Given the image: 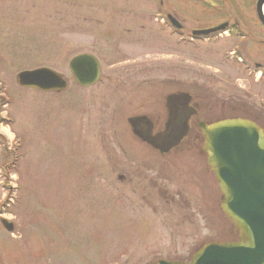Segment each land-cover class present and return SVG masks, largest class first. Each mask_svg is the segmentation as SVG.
<instances>
[{
    "label": "rangeland",
    "instance_id": "rangeland-1",
    "mask_svg": "<svg viewBox=\"0 0 264 264\" xmlns=\"http://www.w3.org/2000/svg\"><path fill=\"white\" fill-rule=\"evenodd\" d=\"M255 2L0 0V264L189 261L209 241L238 237L213 174L207 199L201 188L187 193L166 184L159 164L149 174L157 183L135 173L121 181L114 150L146 149L128 123L136 107L160 106L179 89L220 108L228 82L247 83L222 57L239 33L243 41H264ZM168 13L182 23L180 33ZM226 21L231 28L223 37L190 41L192 30ZM84 52L102 65L101 82L86 88L69 68ZM39 67L66 76L68 89L49 93L18 84L20 72ZM180 191L193 203V221Z\"/></svg>",
    "mask_w": 264,
    "mask_h": 264
},
{
    "label": "flooded vegetation",
    "instance_id": "flooded-vegetation-1",
    "mask_svg": "<svg viewBox=\"0 0 264 264\" xmlns=\"http://www.w3.org/2000/svg\"><path fill=\"white\" fill-rule=\"evenodd\" d=\"M263 48L264 41L235 44L231 50L235 53L234 65L237 71L243 73L247 83L240 82L239 77L228 82L231 91L220 108L217 104L207 102L203 95L189 93L190 96L182 97L185 91L179 89L168 91L161 102H157L160 106L145 108L142 104L136 107L137 112L129 117H133L131 129L149 150H126L123 147L114 150L119 179L127 180L135 173L144 174L150 182L157 183L152 177L156 173L152 171L154 165L159 164L155 167L166 184H179L180 189L187 193L189 189L201 188L204 199H207V194L211 196L213 172L203 149L204 134L201 127L219 119L242 117L264 129V61L260 59ZM161 168H164L163 172ZM130 181L133 179L130 178ZM179 197L180 205L187 212L186 217L193 221L196 215L191 209L193 203L181 191ZM144 199L148 200L147 197Z\"/></svg>",
    "mask_w": 264,
    "mask_h": 264
},
{
    "label": "water",
    "instance_id": "water-1",
    "mask_svg": "<svg viewBox=\"0 0 264 264\" xmlns=\"http://www.w3.org/2000/svg\"><path fill=\"white\" fill-rule=\"evenodd\" d=\"M256 9L264 25V0H257ZM172 21L181 27L176 20ZM226 26L225 23L194 30L193 34L207 35ZM70 69L82 86L93 85L101 77L99 60L88 53L74 57ZM18 82L24 87L54 92H61L68 85L62 74L47 67L20 72ZM202 130L208 163L223 194L221 207L236 226L239 239L207 243L190 262L160 259L156 264H264V130L243 118L223 119L203 125ZM2 222L8 231L14 229L12 222Z\"/></svg>",
    "mask_w": 264,
    "mask_h": 264
}]
</instances>
